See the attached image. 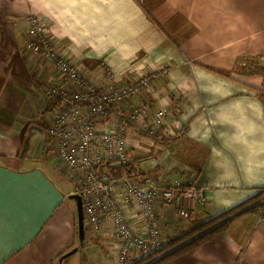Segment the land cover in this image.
I'll return each instance as SVG.
<instances>
[{"label":"crops","instance_id":"crops-1","mask_svg":"<svg viewBox=\"0 0 264 264\" xmlns=\"http://www.w3.org/2000/svg\"><path fill=\"white\" fill-rule=\"evenodd\" d=\"M30 15L100 86L106 68L116 87L165 71L123 104L144 106L149 121L166 111L155 137L127 123L132 178L181 179L202 192L185 200L189 219L158 204L164 239L264 189V0H0V264L118 261L112 228H87L74 175L47 136L62 104L46 92L60 76L26 48ZM117 120L111 108L98 125L112 131ZM128 219L146 228L139 208ZM166 264H264V219L243 215Z\"/></svg>","mask_w":264,"mask_h":264},{"label":"built area","instance_id":"built-area-1","mask_svg":"<svg viewBox=\"0 0 264 264\" xmlns=\"http://www.w3.org/2000/svg\"><path fill=\"white\" fill-rule=\"evenodd\" d=\"M26 23L29 35L26 48L50 62L60 76L46 92L49 100L62 104L47 119V136L58 158L74 175L76 188L72 196L82 201L87 228L98 234L110 225L119 245L117 264H132L156 254L166 241L158 204L176 206L180 208V215L189 219L185 200L201 198L202 192L184 188L181 179L164 185L152 178L136 181L128 175L114 176L109 169L130 164L127 123H139L148 137L158 134L166 117L165 110L156 112L149 121L144 106L133 105L126 112L123 104L138 97L165 71L151 70L127 86L116 87L115 74L106 68V85L100 86L59 52L48 35L45 20L30 15ZM261 94L264 98V84ZM111 108L116 109L118 120L115 129L108 131L98 123L108 117ZM136 207L146 223L142 231L128 219V213Z\"/></svg>","mask_w":264,"mask_h":264},{"label":"trees","instance_id":"trees-1","mask_svg":"<svg viewBox=\"0 0 264 264\" xmlns=\"http://www.w3.org/2000/svg\"><path fill=\"white\" fill-rule=\"evenodd\" d=\"M109 173L114 176L128 175L132 177L136 173V167L131 164L125 167H110ZM183 186L184 188L192 187L191 184L187 182L184 183ZM263 198L264 189H261L253 197L212 217L206 222L191 221L186 231L177 232L173 236L167 238L159 252L136 260L132 264H166L197 249L225 232L233 221L243 215H260L264 207L261 202Z\"/></svg>","mask_w":264,"mask_h":264},{"label":"water","instance_id":"water-1","mask_svg":"<svg viewBox=\"0 0 264 264\" xmlns=\"http://www.w3.org/2000/svg\"><path fill=\"white\" fill-rule=\"evenodd\" d=\"M75 198H77L78 200H79V204H80V206H81V204H82V201H81V199L79 198V197H76V196H74ZM83 218L81 219V226H80V229H81V232H82V234L84 233V227H83Z\"/></svg>","mask_w":264,"mask_h":264},{"label":"rangeland","instance_id":"rangeland-1","mask_svg":"<svg viewBox=\"0 0 264 264\" xmlns=\"http://www.w3.org/2000/svg\"><path fill=\"white\" fill-rule=\"evenodd\" d=\"M28 38H29V35H28ZM27 41H28V39H27ZM26 45H27V43H26ZM59 182H60V181H59ZM261 202H262L263 205H264V198L261 200ZM259 216L263 217V219H264V207H263V210L261 211V214H260Z\"/></svg>","mask_w":264,"mask_h":264}]
</instances>
